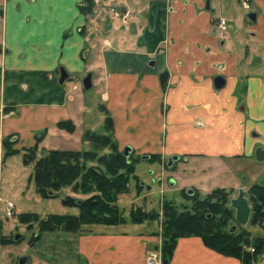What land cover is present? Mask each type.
Segmentation results:
<instances>
[{
  "label": "crops",
  "instance_id": "0c3cea01",
  "mask_svg": "<svg viewBox=\"0 0 264 264\" xmlns=\"http://www.w3.org/2000/svg\"><path fill=\"white\" fill-rule=\"evenodd\" d=\"M236 1L248 10L245 22H258L256 29L264 44V0H246L248 8L244 0ZM222 2L224 6L229 4V0H216L215 4L221 8ZM91 3V11L84 12L81 8L86 7L87 0H0L1 164V141L9 134L17 137L16 142L21 140L15 146L22 148L20 145L26 141L34 144L33 133L47 129V135L52 136L56 132L52 127L59 120L76 121L79 109L68 99L69 91L65 89L69 77L59 83V74L54 70L62 66L68 73L74 67L83 68L82 53L87 56L91 48L98 46L105 68L112 69L106 76L103 98L119 144L154 153L164 150L171 155L181 145L200 155L209 154L202 148L217 146L221 150L213 155L231 151L233 156L243 152L249 156L255 145L250 141L252 137L264 142V72L245 75L243 107L238 109L234 75L247 55L237 58L222 50L226 41L214 35L218 18H226L220 13L212 18L213 0L209 9H205L204 0ZM109 6L120 9L123 15L128 13L130 25L129 32L114 30L111 40L101 37L110 28ZM252 12L255 21L247 17ZM238 18L241 16L234 19ZM165 70L168 78L161 87L158 75ZM217 74L225 78L221 89L212 85ZM223 88L228 101L222 100ZM203 96L222 101L217 107L208 100L203 102ZM182 99L191 102L182 105ZM162 106L167 108L164 114ZM250 118L256 121L252 126ZM199 120H203L201 127L197 125ZM256 147L263 148L255 145L254 150ZM153 228L125 222L90 225L75 234L54 233V238L65 239L70 248L64 252L55 245L50 254L60 264H145L147 250L157 246ZM263 260L264 253L254 264H264ZM169 264L241 262L190 236L177 239Z\"/></svg>",
  "mask_w": 264,
  "mask_h": 264
},
{
  "label": "rangeland",
  "instance_id": "374dc122",
  "mask_svg": "<svg viewBox=\"0 0 264 264\" xmlns=\"http://www.w3.org/2000/svg\"><path fill=\"white\" fill-rule=\"evenodd\" d=\"M215 1L213 0V8L215 11L212 18H218L220 13L227 21L225 32L219 33V30L216 29L214 35L217 39L226 41V47L222 50L224 52H231L237 58L243 57L245 53L247 55L246 62L241 61L242 63L234 75L236 82L233 92L234 96L237 97L236 107L242 109L245 75L264 72V44L259 39V33L257 31L259 28L256 29L258 22L244 21L246 18L245 13L248 10L243 9L241 2L229 0L227 6H224V2H222L221 8H219L215 4ZM124 15L120 9H114L109 6L107 8V21L110 28L101 37L104 38L106 36V38L111 40L112 32L116 30L121 33L123 32L121 30L122 28L129 32L128 13ZM239 15L241 18L235 20L234 18ZM251 34H256V36L253 37ZM98 47H96L97 49L91 48L87 56L84 55L85 52L82 53L81 60L85 64L83 68L74 67L71 69L72 71L68 72L69 79H67L65 89L69 91L68 99L73 101L71 103L79 109V112L76 121L71 119H62L59 121L70 120L73 129L71 130V127H68V129L59 128L57 126L58 121L52 127L56 130L55 134H51L52 136L47 135V129L33 133L36 136L41 133L43 135L37 144L38 150L36 157L44 155L51 148L90 151L93 154L88 156L90 159L84 162L80 161V163L86 167L97 168V170L102 172V166H98V157L108 155L112 150L108 146L109 144L97 142L92 138V135H96V137H108L110 141L116 143L117 150L124 154L125 146L119 144L116 140L113 130V120L103 98L104 91H106V76L110 75L112 69L105 68ZM109 48L107 46L106 50H109ZM259 59H261L260 62H258ZM64 69L66 70V68ZM54 72L56 74L57 72L59 73V67L57 69L55 68ZM87 73H91L92 86L89 89H84L81 80ZM42 76L47 80L50 79L47 74H43ZM229 83L230 81H228ZM221 95L223 97L222 100H230L227 99L226 88L222 89ZM202 100L203 102L208 100L207 103H212L217 107L222 101L221 98L216 101V97L207 98L205 96H203ZM187 102H191V100L182 99L181 103L182 105H186ZM166 109L162 106V114L166 112ZM107 116L111 118V131L106 129L107 123L105 119ZM251 120L252 118H250V125L252 126L256 121ZM201 124L203 125V120L197 121L199 127L202 126ZM206 133L207 135L209 134V132ZM36 136H34V142ZM11 137L14 138V134H9L5 138L8 140ZM16 138L14 141H11V139L9 141L15 142L13 144L14 148H16L15 145L21 142V140L16 142ZM127 138L130 140V134H128ZM250 141L264 148V142L262 140L252 137ZM248 145L246 143V146ZM255 145L252 144L249 156L247 153L244 154V152L233 156L231 151L230 154L213 155L218 150H221L217 149L219 148L217 146H211L212 148L208 149L202 148V152H209V154L201 153V155L199 153L196 154L194 149L186 148L183 145L177 146L176 154L172 155L168 152L164 153V150L161 153H154L150 150L148 152L144 148L137 150L129 146L130 152L128 155L131 157H140V160L136 159L137 163L134 173L142 186L138 187L137 181L130 178L128 192L119 194L116 199V204L125 217H128L129 211L133 206L157 214L158 217L156 220H147L141 223L145 229H148V226L154 227L155 234L153 233V235H156L157 238L155 242L157 244L156 249L160 248L162 242L161 233L163 225L161 221L164 215V203L169 202L179 211L185 209L184 207L189 208L191 201L185 197L187 189H192L199 196H203L210 193L213 189L219 188L226 192V201H229L237 195L238 189L241 188L246 191V198L248 199L251 215V202L249 201V194L247 192L251 185L255 183L264 185V160L257 161L255 159L253 153V146ZM20 146L29 147L31 143L30 141H26ZM180 148L185 149L181 150ZM2 151L4 152L3 144ZM150 155L159 156V158H155L153 162L147 161ZM173 155H177L178 159L172 162V167L169 166L168 168L166 167V163H168V160ZM2 158L3 163H0V237H3L4 241L10 243H0V264H16L19 256L28 257L25 264H60L53 260L54 256L52 257L50 253L51 249L56 246H60L61 250L67 252L70 245L66 240L59 237L54 238V233L56 232H43L33 244H30L29 239L37 231V224L33 223L30 226V230H28V224L20 222L18 215L23 212H33L37 213L39 217L44 218L49 214H77V207L65 206L61 203L60 199L65 196L77 200L85 199L91 196L93 192L83 194L81 191H74L70 186L55 191L54 197L42 198L36 193L33 180L30 178L33 172L32 164L24 165L22 163L21 152L11 154L7 157H3L2 154ZM8 201L13 203V211L10 215L6 212V203ZM227 205L230 206L228 203ZM249 219L244 228L250 234V237H264V228L259 226V224L249 223ZM17 234L19 238L14 240V236ZM153 250L148 249L146 257ZM249 250L252 251V247ZM146 257L145 264H147Z\"/></svg>",
  "mask_w": 264,
  "mask_h": 264
},
{
  "label": "trees",
  "instance_id": "16d2710c",
  "mask_svg": "<svg viewBox=\"0 0 264 264\" xmlns=\"http://www.w3.org/2000/svg\"><path fill=\"white\" fill-rule=\"evenodd\" d=\"M81 9L90 12L91 0H87L86 7ZM105 120L106 129L111 131V118L107 116ZM57 126L73 129L70 120L59 121ZM42 136V133L37 135L33 145L20 149L13 147L15 142H9L15 138H3V157L21 152L22 163L32 164L33 172L30 178L36 193L42 198L54 197L55 191L70 186L74 191L93 194L79 200L68 196L60 199L65 206L77 207V214H49L41 218L33 212L20 213L18 219L28 224V230L33 223L37 224V231L29 239L30 244L43 232L75 234L90 225H118L125 222L141 224L157 219V214L137 206H133L128 217H125L116 204L117 196L128 192L130 178L137 181L138 187L142 186L134 173L136 159L140 160V157L126 156L117 150L116 143L108 137L92 135L97 142L109 144L112 150L110 154L98 157V166L103 168L101 172L97 168L86 167L80 163L90 159L88 156L93 155L90 151L51 148L44 155L36 157L37 144ZM155 158L159 156L150 155L147 161L153 162ZM247 193L251 202L249 223L259 224L264 228V185L255 183ZM185 197L191 201L189 208L184 207L185 209L179 211L169 202L163 205L162 242L159 248L161 264L170 263L176 241L180 237L197 236L206 247L222 255L237 258L241 264H254L264 253V237H250L244 226L235 221L234 210L227 205H230V200L226 201L224 190L213 189L203 196H199L196 191L192 194L186 192ZM232 226H235L233 231ZM6 242L0 237L1 244ZM250 247L252 251L249 250Z\"/></svg>",
  "mask_w": 264,
  "mask_h": 264
},
{
  "label": "water",
  "instance_id": "95a60500",
  "mask_svg": "<svg viewBox=\"0 0 264 264\" xmlns=\"http://www.w3.org/2000/svg\"><path fill=\"white\" fill-rule=\"evenodd\" d=\"M206 8H208V5H206ZM255 13H248L247 17L251 21H255ZM59 76H58V82L63 83L69 76L67 71L60 66L59 67ZM168 78V72L162 71L158 75L159 83L161 87L165 86V83ZM82 86L84 89H89L92 86V81H91V73H87L81 80ZM212 85L215 89H221L225 85V78L221 74H217L213 77L212 79ZM130 152V147L125 146L124 148V155H128ZM254 157L257 161H263L264 160V149L262 147H256L254 150ZM178 156L173 155L170 157L168 160L167 166H171L172 162L177 160ZM186 192L188 194H192L193 190L192 189H187ZM230 206L234 209L235 213V221L240 224L241 226H245L246 223L248 222L249 215H250V206L248 203V199L246 198V191L239 188L237 195L233 198L230 199ZM235 226L231 227V231H233ZM19 238V235L14 236V240H17ZM25 261V257H21L19 259L18 264H23Z\"/></svg>",
  "mask_w": 264,
  "mask_h": 264
},
{
  "label": "built area",
  "instance_id": "2783aa9c",
  "mask_svg": "<svg viewBox=\"0 0 264 264\" xmlns=\"http://www.w3.org/2000/svg\"><path fill=\"white\" fill-rule=\"evenodd\" d=\"M244 5L245 7H247L246 3ZM124 17H126V15H124ZM226 24H227L226 19L224 18L218 19L217 27L220 32H225ZM12 211H13V203L8 201L6 203V212L8 215H10ZM146 261H147L146 262L147 264H161V257H160L159 249H154L153 251H151V253H149V255L146 257Z\"/></svg>",
  "mask_w": 264,
  "mask_h": 264
},
{
  "label": "flooded vegetation",
  "instance_id": "af4514ba",
  "mask_svg": "<svg viewBox=\"0 0 264 264\" xmlns=\"http://www.w3.org/2000/svg\"><path fill=\"white\" fill-rule=\"evenodd\" d=\"M243 2L246 3V5H247V7H245V8H248L249 6H248V3L246 2V0H244ZM209 3H210V0H204V7H205V9H209ZM206 5H208V8H206ZM6 243H10V242L7 241ZM21 257H25V256H19L18 259H17V263L16 264L19 263V259ZM27 260H28V257H25V261H24L23 264H25L27 262Z\"/></svg>",
  "mask_w": 264,
  "mask_h": 264
}]
</instances>
